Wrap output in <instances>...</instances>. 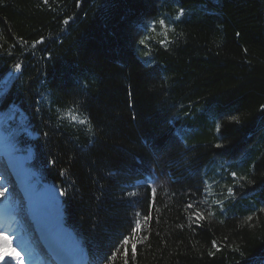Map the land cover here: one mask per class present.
Wrapping results in <instances>:
<instances>
[{
  "label": "trees",
  "instance_id": "16d2710c",
  "mask_svg": "<svg viewBox=\"0 0 264 264\" xmlns=\"http://www.w3.org/2000/svg\"><path fill=\"white\" fill-rule=\"evenodd\" d=\"M0 90L84 264H264V0H0Z\"/></svg>",
  "mask_w": 264,
  "mask_h": 264
},
{
  "label": "bare ground",
  "instance_id": "6f19581e",
  "mask_svg": "<svg viewBox=\"0 0 264 264\" xmlns=\"http://www.w3.org/2000/svg\"><path fill=\"white\" fill-rule=\"evenodd\" d=\"M1 132L2 130L0 129V133ZM3 148L9 149L7 151H0L2 153L0 154V159L5 157L11 158L12 168H1V171L5 173L6 178L3 181H0V184L7 187V191L3 197H0V218L6 216L11 217V215L14 214H16L19 218H28V216L25 215L31 213V217L29 218L30 223L38 227L42 233L48 237V240L52 245L53 241L59 238V220L53 212V206L55 205V201L57 199V193L51 186L48 185L38 192L39 185L35 183V179H33V177H28L30 176L31 170L29 169L28 164L26 166L24 165L25 160H21L23 167L19 168L20 170L15 167V157L18 153H20V151H14L10 148V144L7 141L0 139V149ZM13 168L15 169V172L12 171ZM3 190L4 188L0 187V191ZM5 224V221H0V232H3L11 240L18 231L15 229H9L13 227L10 223L7 225ZM61 227L71 241L75 242L71 233L64 226H62V224ZM36 231L37 230L34 228L32 231H28V233L33 237L37 244L41 243L40 248L42 249L47 242L43 240L44 237L39 236ZM11 241L12 247L21 252L24 264H34L37 262V260L32 257L31 250L29 248H24L23 246L26 240ZM0 264H19V262L17 259H14L11 255H9L3 260H0Z\"/></svg>",
  "mask_w": 264,
  "mask_h": 264
},
{
  "label": "snow or ice",
  "instance_id": "6c2138e0",
  "mask_svg": "<svg viewBox=\"0 0 264 264\" xmlns=\"http://www.w3.org/2000/svg\"><path fill=\"white\" fill-rule=\"evenodd\" d=\"M45 3H47V0H45ZM182 13V10H181ZM179 19V17H177ZM67 22V21H66ZM156 23V21H153L152 24L146 25L147 28H153V25ZM159 24L161 27H166L165 21L163 19L159 20ZM41 41H38L37 43H40ZM163 43V42H162ZM139 44L143 45L145 44V40L140 39ZM21 65L17 64L16 68L20 69ZM3 90H0V94H2ZM264 107V106H262ZM11 119V117H9ZM233 120L237 121L239 120L238 117L233 116ZM81 123H86L85 121H81ZM16 135L15 131H9L7 124L4 126V131L0 133V139H3L5 141H8L9 138H13ZM45 136H47V133H44ZM177 135H180L178 132ZM11 148L14 151H18V148H16L15 144H11ZM235 175V173H233ZM6 178V175L4 172L0 171V181H3ZM0 187H3L4 190L0 191V197H3L5 192L7 191V187H5L3 184H0ZM64 192H60V196H64ZM194 206L192 204L188 205L189 209H192ZM194 219L200 220L203 219L202 214L193 213ZM251 219V217H249ZM58 223V221H57ZM59 227V238L55 239L51 246H44L41 249L42 255L46 258L45 264H69L70 261H75V259L80 255V249L76 245L75 242L71 241V239L64 233L61 225L58 223ZM140 225L137 222L136 228L139 229ZM124 244H129V239H124ZM133 252L135 251V244L132 245ZM211 254V253H210ZM11 255L14 259H17L19 264H24L23 257L21 252L17 251L15 248L12 247V241L10 238L5 235L3 232H0V260H3L5 257ZM114 255V253L106 254L101 260L95 262V264H110L111 258ZM125 256H127V252L124 253ZM124 264H128L127 259H125Z\"/></svg>",
  "mask_w": 264,
  "mask_h": 264
},
{
  "label": "rangeland",
  "instance_id": "374dc122",
  "mask_svg": "<svg viewBox=\"0 0 264 264\" xmlns=\"http://www.w3.org/2000/svg\"><path fill=\"white\" fill-rule=\"evenodd\" d=\"M160 19H163V18H159L156 21V23L153 25L154 30H153V28H147L146 29L145 39H147V40L149 39L150 40L152 38V39L158 40L161 45H164V43L167 41L166 35H167L168 26H167L166 21L163 19L165 21L166 27H161L160 24H159V20ZM149 24H152V23H149ZM149 24H147V25H149ZM9 115H10L9 117H11V119H9V117H7V116H0V129L2 130V132L4 131L3 130V126H4V122H5L7 124V127L10 128L11 131L14 130L15 133L19 136V139L18 138L14 139V137L13 138H9V140L7 142L10 144V148H11V144H14L12 142V140L15 143H20L21 141H24V140H28L29 141L31 139V136H30V133L27 130L26 125L23 122L22 115H20L18 112H12ZM16 148H18V151H20V153H18V155H16V157H15L16 158V166L15 167L18 169V166H19V168L23 167V163H22L21 160H25V164H24L25 166L29 162H31V152H30V150H28V149L25 150L23 147H18L17 145H16ZM8 149L9 148H6L5 151H7ZM18 170H20V169H18ZM28 177H33V179H34V175H32V174L30 176H28ZM35 183L39 185L38 192L46 187V185H42L36 179H35ZM55 192L57 193V196H59V192H57L56 190H55ZM53 212H54L55 216L58 218L59 224L61 225V221H60V218H59V216H58V214L56 212L55 205L53 206ZM25 243H27V241H25ZM83 261L84 260H83L82 253H80L78 259L75 262L77 264H83Z\"/></svg>",
  "mask_w": 264,
  "mask_h": 264
}]
</instances>
